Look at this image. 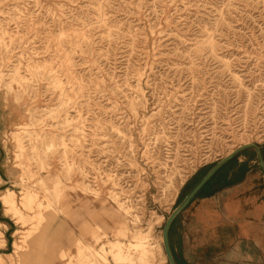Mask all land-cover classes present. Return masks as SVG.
I'll list each match as a JSON object with an SVG mask.
<instances>
[{
	"label": "rangeland",
	"instance_id": "rangeland-1",
	"mask_svg": "<svg viewBox=\"0 0 264 264\" xmlns=\"http://www.w3.org/2000/svg\"><path fill=\"white\" fill-rule=\"evenodd\" d=\"M0 105V264H168L194 176L264 143V0H0Z\"/></svg>",
	"mask_w": 264,
	"mask_h": 264
},
{
	"label": "crops",
	"instance_id": "crops-1",
	"mask_svg": "<svg viewBox=\"0 0 264 264\" xmlns=\"http://www.w3.org/2000/svg\"><path fill=\"white\" fill-rule=\"evenodd\" d=\"M222 160L194 176L188 195L218 167L170 224L168 243L176 264H264V143ZM0 177L10 182L2 166ZM0 224L10 231L1 211Z\"/></svg>",
	"mask_w": 264,
	"mask_h": 264
},
{
	"label": "bare ground",
	"instance_id": "bare-ground-1",
	"mask_svg": "<svg viewBox=\"0 0 264 264\" xmlns=\"http://www.w3.org/2000/svg\"><path fill=\"white\" fill-rule=\"evenodd\" d=\"M8 90V89H7ZM4 94V93H3ZM12 98V97H11ZM13 99V98H12ZM13 102V101H12ZM6 104V103H5ZM13 104V103H12ZM1 106V105H0ZM17 110V107L16 109ZM14 112V111H13ZM26 115V114H25ZM24 116V115H23ZM32 118H30L31 120ZM19 120V119H18ZM23 120V119H22ZM17 121V120H16ZM25 122V120H24ZM1 126V125H0ZM22 127V126H21ZM19 127V128H21ZM37 129V128H36ZM27 130V129H25ZM9 131V130H8ZM24 133V131L20 132H16L14 133V140L16 142V145H17V152H20L22 150V134ZM1 135V134H0ZM20 154H17V156H19ZM19 159H21L19 157ZM58 165V164H57ZM59 168V167H58ZM35 169V168H34ZM49 170V169H48ZM19 175V174H18ZM59 180V179H58ZM45 182L42 180L40 182V184L42 185V187L45 185L44 184ZM70 184V183H69ZM76 186V185H75ZM101 191V188L98 189L97 193L99 194ZM102 192V191H101ZM71 193V192H70ZM104 193V194H103ZM111 193V192H110ZM108 194L105 195V191H103L101 194V197L103 196L106 197V199H108L109 202H113V204H116L117 207L119 208V210H121L120 212H124L125 214H130L132 212H130V209H129V206L126 205V202L124 200H120L119 196L116 195V197L119 198H115L114 195L112 194ZM72 194V193H71ZM61 195V193H57V195H55L56 197H59ZM91 196V195H90ZM34 198H36V196H34ZM97 198V197H96ZM33 197L32 195H29L28 197V201L32 200ZM105 199V198H104ZM4 204H7V205H14V199H4ZM56 207V206H55ZM52 210V209H51ZM57 210V208H56ZM104 213V212H103ZM60 214V213H59ZM107 214V213H105ZM120 214V213H119ZM131 218L134 217L133 221H138V217L135 216V215H129ZM111 220L113 222V226H110V230L111 231H114L115 234L117 235V238L112 240V241H109L108 242V245H109V249L111 250L112 254L114 255L115 259H121V256H122V253H123V249L125 247V244L121 241L123 237H126V235H128L127 233V228H126V224L122 221H119L118 218H116V216H112L111 217ZM107 223V222H105ZM137 223V222H136ZM55 225V224H54ZM109 225V224H108ZM41 228V227H40ZM2 234V233H1ZM49 238V237H48ZM77 238V237H76ZM35 239V238H34ZM65 239V238H64ZM133 241L131 243H129L127 246L133 250V249H136V250H143V253L142 254H145V253H148L149 251L147 249H145L147 246H145L144 244L146 243V240H148V237L146 235H142V236H138V235H134L133 236ZM64 241V240H63ZM83 241V240H82ZM30 243V241H29ZM32 243V242H31ZM63 243V242H62ZM65 245V244H64ZM77 246V245H76ZM14 247L15 248H19V253H20V250H21V245L17 242L14 244ZM24 253V252H23ZM37 258V257H36Z\"/></svg>",
	"mask_w": 264,
	"mask_h": 264
},
{
	"label": "water",
	"instance_id": "water-1",
	"mask_svg": "<svg viewBox=\"0 0 264 264\" xmlns=\"http://www.w3.org/2000/svg\"><path fill=\"white\" fill-rule=\"evenodd\" d=\"M255 146L254 144H249V145H245L240 147L238 150H236L233 154L229 155L228 157L224 158L222 160V163L229 160L231 157H233L237 152L244 150L246 148L249 147H253ZM218 167H215L191 192L190 194L185 198V200L181 203V205L171 214V216L168 218L165 228H164V248H165V252L168 256V259L170 261V264H176L171 251H170V247H169V243H168V231H169V227L170 224L172 223V221L174 220V218L182 212V210L188 205V203L192 200V198L198 193V191L207 183V181L212 177V175L215 173V171L217 170Z\"/></svg>",
	"mask_w": 264,
	"mask_h": 264
}]
</instances>
